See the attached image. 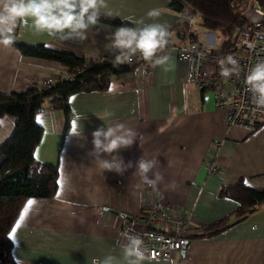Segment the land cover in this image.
<instances>
[{"label":"crops","instance_id":"0c3cea01","mask_svg":"<svg viewBox=\"0 0 264 264\" xmlns=\"http://www.w3.org/2000/svg\"><path fill=\"white\" fill-rule=\"evenodd\" d=\"M107 4L104 13L111 11V16L132 26L141 17L167 24L169 44L186 41L181 13L169 8L170 0H107ZM239 7L242 4L236 6L237 13L242 12ZM151 9H159L161 15L149 20L146 14ZM196 22L199 29L193 27L190 32L198 43H224L223 34L201 26L200 15ZM116 29L98 22L89 29L87 40L60 41L21 26L15 41L102 59L112 56L105 45ZM212 32L223 39L218 41ZM165 55L171 58L165 65L139 64L113 75L106 90L71 95L72 119L67 130L64 113L46 101L36 116L44 132L35 156L58 165L59 187L53 198L25 201L13 227L27 202L35 203L12 240L16 264H94L108 256L124 264L123 226L148 200L192 215L187 244L170 262L153 260L152 264H264V205L224 231L204 235L208 224L238 207L235 199L219 195L223 186L244 180L250 186L264 187V126L249 131L227 125L225 113L216 108L214 92L189 80L193 64L180 60L173 49ZM64 72L57 61L27 56L15 45L0 47V93L25 91L33 83ZM106 110L114 115L102 121L99 117ZM113 122L125 123L137 133L130 148L114 154L132 164L123 175L98 168L90 155L92 133ZM15 126V116L0 118V146ZM74 126L75 132L83 130L82 137L74 135ZM142 157L159 161L157 168L164 176L159 192L135 175ZM103 158L111 157L105 154ZM210 163L216 164V172H209ZM172 182L174 187H167Z\"/></svg>","mask_w":264,"mask_h":264},{"label":"trees","instance_id":"16d2710c","mask_svg":"<svg viewBox=\"0 0 264 264\" xmlns=\"http://www.w3.org/2000/svg\"><path fill=\"white\" fill-rule=\"evenodd\" d=\"M234 1L170 0L169 8L182 12L187 6L193 7L201 16V26L225 36L224 43L215 50L222 51L230 46L235 28L247 22L246 18L233 8ZM98 22L117 28L132 26L131 23L120 18L103 14ZM190 30L191 27L184 25L182 36ZM190 36L197 42L194 33L190 32ZM171 42L169 36V43ZM14 45L27 56L61 63L65 72L49 77L51 80L48 83L44 81L33 83L25 91L0 93V118L7 114L16 117V126L12 135L0 146V261L2 264H16L12 254L13 241L9 239V233L25 201L30 197L53 198L59 187L58 165L39 161L35 156L36 147L44 132L43 126L36 119L37 114L42 111L46 101L50 100L53 109L64 113L67 130L72 119L69 104L71 95L106 90L113 75L133 68L125 63L114 66L112 57L92 59L46 44L15 41ZM219 195L235 199L238 207L227 216L208 224L204 232L206 236L224 231L264 205V187L250 186L244 180L223 186L219 190Z\"/></svg>","mask_w":264,"mask_h":264},{"label":"clouds","instance_id":"9594fccd","mask_svg":"<svg viewBox=\"0 0 264 264\" xmlns=\"http://www.w3.org/2000/svg\"><path fill=\"white\" fill-rule=\"evenodd\" d=\"M107 0H0V47L11 48L16 40L18 27L47 33L60 41L88 39L89 29L97 25L102 14L111 16ZM147 18L161 15L159 9H151ZM135 26H121L107 39L106 49L114 54V66L133 62L137 54L155 65H165L170 61L167 55H158L169 44L168 25L159 22H146L144 17L132 22ZM220 75L224 78L240 74L239 61L231 54L219 60ZM247 91L251 93L253 104L264 108V59H259L248 71L245 78ZM111 111H105L99 117L102 121L112 117ZM99 127L92 133L94 150L90 155L95 157L98 168L123 175L131 163L125 164L118 153L121 149L130 148L137 141V133L125 123L113 122ZM82 137L83 130L74 133ZM111 157L103 158L104 155ZM158 159H144L137 162L135 175L142 182L159 192L164 181L162 172L157 168ZM151 174V175H150ZM175 182L167 187H174ZM162 195V193H161ZM105 211H107L105 209ZM124 264H152L155 253H151L145 241L138 234H128L122 245ZM94 264H118L115 257L108 256Z\"/></svg>","mask_w":264,"mask_h":264},{"label":"built area","instance_id":"2783aa9c","mask_svg":"<svg viewBox=\"0 0 264 264\" xmlns=\"http://www.w3.org/2000/svg\"><path fill=\"white\" fill-rule=\"evenodd\" d=\"M251 9L262 15L261 19L247 21L236 27L227 49L215 51L220 45L195 42L191 39L189 31L186 33L185 42L167 45L158 53L165 55L169 49H173L180 60L193 64L189 80L201 89H211L214 92L216 108L225 113L227 125L246 128L249 131L264 126V108L253 104L251 93L247 91L245 84L251 67L259 59H264V1L249 0L247 10ZM180 13L183 25L192 29L197 14L193 7L187 6ZM229 54L239 61L240 74L224 78L220 75L219 60ZM111 57L114 58L113 52ZM148 62L152 61H146L143 56L137 54L131 64L125 65L134 67ZM207 66L211 67L208 69ZM50 80L47 78L44 83ZM208 169L210 173H214L217 166L210 163ZM191 222L192 215L165 208L158 200H148L138 214L128 217L123 231L125 236L140 235L149 251L155 253L154 260L170 262L173 254L187 244L186 230Z\"/></svg>","mask_w":264,"mask_h":264},{"label":"water","instance_id":"95a60500","mask_svg":"<svg viewBox=\"0 0 264 264\" xmlns=\"http://www.w3.org/2000/svg\"><path fill=\"white\" fill-rule=\"evenodd\" d=\"M237 3H239V5L242 4V7H239V8L241 9L242 12H244V13L238 12V14L246 18L247 21H257L261 19L262 15L257 13L256 10L254 9L247 10L249 0H235L233 3V8H236ZM250 3H251L250 5H252V1Z\"/></svg>","mask_w":264,"mask_h":264},{"label":"snow or ice","instance_id":"6c2138e0","mask_svg":"<svg viewBox=\"0 0 264 264\" xmlns=\"http://www.w3.org/2000/svg\"><path fill=\"white\" fill-rule=\"evenodd\" d=\"M73 130H74V132H75V126H74V129H73ZM58 198H59V193H58ZM34 203H35V201H33V200H29V201L27 202V205H26L24 211L21 213V216L19 217L18 222H17L16 225L12 228V231H11L10 236H9V239H10V240L15 241V238H16V231H17V229L20 227L21 223L24 221V218H25V216H26L28 210L31 209V207L33 206Z\"/></svg>","mask_w":264,"mask_h":264},{"label":"rangeland","instance_id":"374dc122","mask_svg":"<svg viewBox=\"0 0 264 264\" xmlns=\"http://www.w3.org/2000/svg\"><path fill=\"white\" fill-rule=\"evenodd\" d=\"M198 13L195 15V18L197 17L198 18ZM193 27H195L196 29H199V27H200V25L198 24V22H196L195 24H194V26ZM214 35H216V36H218L219 37V39H218V41H221L222 39H223V37L219 34V33H216V32H212Z\"/></svg>","mask_w":264,"mask_h":264}]
</instances>
